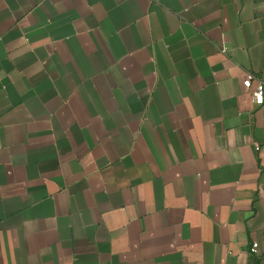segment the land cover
Listing matches in <instances>:
<instances>
[{
	"label": "crops",
	"instance_id": "0c3cea01",
	"mask_svg": "<svg viewBox=\"0 0 264 264\" xmlns=\"http://www.w3.org/2000/svg\"><path fill=\"white\" fill-rule=\"evenodd\" d=\"M247 71L264 0H0V264H264Z\"/></svg>",
	"mask_w": 264,
	"mask_h": 264
},
{
	"label": "built area",
	"instance_id": "2783aa9c",
	"mask_svg": "<svg viewBox=\"0 0 264 264\" xmlns=\"http://www.w3.org/2000/svg\"><path fill=\"white\" fill-rule=\"evenodd\" d=\"M253 81H256V85L252 90V97L255 102L262 103L264 102V81L258 78L253 72L247 71L245 77V84L247 86H251ZM259 247V243L257 241L253 242L251 246L252 252H257Z\"/></svg>",
	"mask_w": 264,
	"mask_h": 264
}]
</instances>
